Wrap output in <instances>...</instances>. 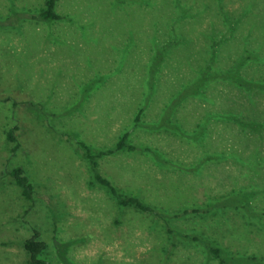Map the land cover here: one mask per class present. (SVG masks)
Wrapping results in <instances>:
<instances>
[{
	"label": "rangeland",
	"instance_id": "374dc122",
	"mask_svg": "<svg viewBox=\"0 0 264 264\" xmlns=\"http://www.w3.org/2000/svg\"><path fill=\"white\" fill-rule=\"evenodd\" d=\"M43 2L0 0V264H26L32 228L51 264H220L175 231L264 262V0H55V20L37 16ZM225 71L248 84L208 80L172 105L201 73ZM166 106L176 128L150 130ZM138 109L145 127L132 126ZM123 132L168 163L138 149L97 156L115 188L167 214L251 191L256 217L215 208L162 222L117 205L88 185L81 144L105 151ZM13 166L33 186L25 212Z\"/></svg>",
	"mask_w": 264,
	"mask_h": 264
},
{
	"label": "trees",
	"instance_id": "16d2710c",
	"mask_svg": "<svg viewBox=\"0 0 264 264\" xmlns=\"http://www.w3.org/2000/svg\"><path fill=\"white\" fill-rule=\"evenodd\" d=\"M54 3L55 0H44L43 6L39 10L37 16L41 18L42 20H55L58 18V15L53 11L54 8ZM236 71V68H234ZM208 72L207 70H205ZM205 73H201V75L196 78L195 82L189 86V91H186L182 95V92L176 95V97L172 98L174 99L172 105H177L179 102L182 101L184 96L186 97L187 95L192 96V95H200V87L206 83L208 80H213V79H220L221 81H229L233 82L234 84L238 85H245L248 84L247 82H242V80L239 79L238 72H229L225 71L222 72L221 74L216 72L211 75H208ZM204 74V75H202ZM184 89H181L183 91ZM187 90V88L185 89ZM202 95V94H201ZM8 98V95H2L0 94V99L6 100ZM169 103V102H168ZM167 105V104H166ZM172 107V106H171ZM171 107L167 108V112L169 111L168 115L163 116L161 119V115L158 117V119L155 122L149 123L147 126L149 127L150 130L153 129H160V128H168V129H175L176 124L170 121L169 116H170V111ZM170 109V110H169ZM164 110V109H163ZM140 109L137 110L136 114L134 115L132 119V126H139V127H145V124L140 123L139 121V114H140ZM147 124V123H146ZM201 127H198L194 134H190L189 138L196 140L198 135H199V130ZM15 126L9 128L6 133H5V138L6 140L11 144L12 150L16 149L17 143L15 140L14 136V131H15ZM127 138V132H123L116 140L114 147L111 149H107L105 151H98V152H92L87 146L84 144H81L83 147L82 151V157L86 160V164L88 166V171H89V181L87 182L89 186H100L103 188V190L106 192V194L109 195V197L113 198L115 203L119 206H130L135 208L136 210L142 211V212H149L157 216L158 218L162 219L161 221L164 222L166 215L172 216V217H183L187 215L188 213H200V214H206L210 213L212 210H215V208H231V209H238L242 213H244L246 216H252L256 217L251 210L249 209L248 206L246 205V202L248 201V197H252L253 192H244L247 193V195L241 199V195H239V191L242 190H236L234 192H231L227 194L222 200L220 201H214V202H209V204L206 207H192L188 210V208H182L178 211L173 212L172 214H167L161 210H158L157 208L152 207L150 204H145L141 201L140 198H138L136 195L130 192V190H121L115 188L107 178L102 176L96 165L95 158L99 155L102 154H111L114 151L118 150H137L138 151H146V152H151L149 148L147 147H142V148H136L132 146L131 144L126 142ZM152 153V152H151ZM153 157L155 160L156 159V154H153ZM164 160V159H161ZM160 159L157 160L158 162L161 161ZM163 163H168L167 161L164 160ZM8 175L11 177L13 184L17 188V192L19 193L21 199L24 201L26 204V210L31 206L33 203V196H32V184L28 178V176L24 173L23 169L20 166H13L11 169L8 170ZM228 195H233L236 196V199L234 200H227ZM243 197V194H242ZM256 211V210H254ZM260 215L262 214L259 211ZM259 215V216H260ZM168 226V225H167ZM165 228V227H164ZM169 228V227H166ZM166 232L168 233L169 229H166ZM176 232V238L179 235L180 237L182 236L183 238H186L187 240L193 241L198 243L200 246H202L208 254L213 256L214 258L217 259V261L220 264H264V262L260 259H258L254 255H234V256H229L227 254H223L221 248L217 245L212 244L208 239H206L202 234H199L197 232H192L191 234H180L178 231ZM38 237V232L32 228L31 229V235L25 239H22L20 241V245L23 248L25 254H26V264H51L49 261H46L44 258H42V251L45 249V243L37 239Z\"/></svg>",
	"mask_w": 264,
	"mask_h": 264
}]
</instances>
